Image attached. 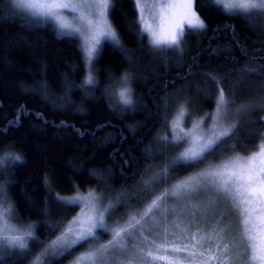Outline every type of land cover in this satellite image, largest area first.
Masks as SVG:
<instances>
[{"label":"trees","instance_id":"1","mask_svg":"<svg viewBox=\"0 0 264 264\" xmlns=\"http://www.w3.org/2000/svg\"><path fill=\"white\" fill-rule=\"evenodd\" d=\"M114 4L109 19L123 51L104 41L91 67L96 83L89 86L84 83L89 71L77 37L60 35L50 22L38 23L10 12L5 0H0V151L11 150L23 157L14 165L5 162L7 174H0V181H8L15 224L31 225L42 242L27 241L30 255L4 251L0 254L3 264H33L78 215L80 204L66 206L56 199L57 194L72 198L95 190L104 194V206L126 197L127 204H117L114 215L106 217L113 227L133 209L131 214L140 216L156 197L206 168L254 152L255 133L264 131V123L259 122L264 110H256V106L264 109V75L237 71L264 63L251 60L253 54L264 56V12L229 15L211 0H195L194 10L205 29L186 28L178 48L154 49L148 35L138 32L141 23H137L139 11L133 0H114ZM242 49H247L248 56ZM205 74L220 80L226 97L234 99L227 121L237 123L239 134L198 164L174 165L179 146L162 138L172 141L168 128L175 116L183 108L186 122L208 121L205 114L217 106V85ZM124 88L131 89L130 106L119 102ZM244 104L253 109L236 114ZM25 110L28 114H23ZM165 166L171 175L162 182L158 174ZM146 183L155 190L138 200ZM202 193L195 200H203ZM53 223L59 227L50 231ZM209 225L215 226L214 221L199 222L205 235ZM193 231L190 228L187 235ZM98 236L62 256L46 258L44 264H70L91 245L110 239L108 234ZM186 255L180 254L182 264H190Z\"/></svg>","mask_w":264,"mask_h":264},{"label":"snow or ice","instance_id":"2","mask_svg":"<svg viewBox=\"0 0 264 264\" xmlns=\"http://www.w3.org/2000/svg\"><path fill=\"white\" fill-rule=\"evenodd\" d=\"M211 2L229 15L264 12V0H227V2L211 0ZM133 4L139 7L140 0H133ZM194 5L195 0H178V2L173 0L166 4H158L156 7L159 11L154 14V18L158 19L157 27L153 28L145 23L138 28V32L148 35L149 42L154 49L172 48V46L178 48L184 35L185 22L193 30L205 29L204 22L194 10ZM28 7H35V5L29 4ZM80 7L99 10L93 13L97 17L96 22L93 23L92 20L87 22L88 31L93 34L89 42L81 47L85 65H92L94 58L98 55V45L101 39L110 41L113 45L121 47L123 51L119 36L107 19L109 8H115L114 0H78V4L73 0H53L48 6V11L40 14L41 19L54 23L60 35H71L72 32L82 35L81 29L73 28L71 24L65 22L59 12L61 9H69L77 14V19H83V16L79 14ZM142 19L143 17H140L137 23L139 24ZM242 54L248 56L247 49H242ZM251 60L264 61V56L257 57L253 54ZM237 71L247 75H264V63L245 65ZM205 75L217 85L219 93L216 99L217 115L222 116L225 121L229 120L230 105L234 103V99L226 97L224 89L219 87L220 80L211 74ZM84 83L94 86L96 81L89 74ZM228 87L231 92L232 85ZM119 96L123 105L132 104L131 89H122ZM250 109H253L251 104L241 105L236 109V114ZM256 110L264 109L256 106ZM181 113L183 114V108H181ZM23 114L28 113L25 110ZM37 117L43 119L42 115L37 114ZM205 118L210 120L213 117L206 113ZM18 120L19 115L17 120L11 123L15 125ZM259 122L264 123V117H260ZM202 123L203 120L195 124L190 132H183L181 129L183 135L174 134L172 141H168L167 137L162 138L174 146L189 145L186 151L181 153L178 161H174V165L198 164L209 154L222 149L228 138L239 134L237 123L220 124L218 121L217 128H214L210 135L207 137L197 135L196 129H199ZM175 127L177 126H173V131ZM255 135L258 142L254 152L249 151L247 156L236 155L230 163L224 164L220 170L209 174L215 177L212 189L219 197L218 200H210L209 207L215 211L222 205L223 210L219 211L215 218V226L207 227L206 235L204 234L205 229L199 227V221L196 219L198 213L201 218L205 215L199 209H194L187 214L186 218L191 217V219L186 227H181L180 223L173 221L172 229H170L166 210L161 207V203L168 197H177L180 193H187L190 198H195V194L205 189L203 182L198 183L196 187L192 186L190 180L175 185L172 191H165L152 200L139 214V219L131 216L124 225L117 220V227H112L106 222V214L111 218L117 204H127L126 197L118 199L116 204L109 203L106 207L98 209L97 205L104 199V194L96 193L95 190H90L87 196L77 195L73 198H65L57 194L56 199L66 206H78L83 203L88 210L73 220L60 236L48 243L44 252L33 260V264H44V260L49 256H62L71 252L77 245L98 240V233L109 234L112 239L106 244L90 247L88 251L77 257L74 264H155L156 261L181 264L180 257L169 255V253L181 252L187 253L184 259L189 260L190 264H264V131H259ZM6 161L14 165L21 163L23 157L11 150L0 151V174H7ZM170 175L169 168L165 166L158 177L160 181L167 182ZM7 183L8 181H0V222H5L6 218H11L10 214L14 213V205L6 191ZM154 190L152 185L146 183L136 198L139 200L142 195L152 193ZM233 216L236 217L235 222H225ZM58 227L59 225L55 223L49 225L50 231ZM31 228V225L15 226L12 235L2 234L3 230L0 229V254L4 251L20 250L21 254L30 255L31 249L27 241L42 243L34 236ZM190 228H195V231L189 237L187 233ZM149 235L154 238L150 240ZM157 239H161L162 243L158 244ZM149 245L154 246L156 252ZM161 252L163 254H160ZM0 264H3L2 260Z\"/></svg>","mask_w":264,"mask_h":264},{"label":"rangeland","instance_id":"3","mask_svg":"<svg viewBox=\"0 0 264 264\" xmlns=\"http://www.w3.org/2000/svg\"><path fill=\"white\" fill-rule=\"evenodd\" d=\"M52 2H53V0H5V5L7 6L8 11H10V12L19 13L22 16H25L27 18H31L32 21H37L38 23H44L45 21L41 19L40 14L47 12L48 6ZM73 2L78 4V0H73ZM169 2H173V0H140L139 7H137V8L139 11V18L143 17V19L140 20L141 27L145 23H147V24H150L153 28H156L157 24H158V19L154 18V14L158 13V11H159V9H158V7H156V5L166 4ZM177 2H178V0H177ZM225 2H227V0H225ZM29 4H34L35 7H28ZM98 11H99L98 9H94L91 7H89V8L80 7L79 8V14L83 16V19H77V14L72 13L69 9L59 10V12H60V14H61V16L65 22L71 24L73 26V28H80L81 29L82 35H78L75 32H72L71 35H68V36L77 37L79 39L81 47L85 46L89 42L90 37L93 34L92 32L88 31L87 22L89 20H92L93 23H95L97 20V17H95L93 15V13L98 12ZM107 19L111 23V21L109 19V10L107 12ZM47 22H50L55 27L54 23H52L51 21H47ZM186 28H190L189 25L187 24V22L184 23L183 32L185 31ZM55 29H56V27H55ZM104 41H107V40H105V39L100 40V44L98 45V51H99L100 47L102 46V44L104 43ZM108 42H110V41H108ZM172 47H175V46H172ZM162 48H164V47H162ZM91 67H92V65L87 66V70L89 71V74H91ZM118 98H119V102L121 103L120 96H118ZM211 115L213 117L212 119H210L208 121H203L200 128L196 129L197 135H203V136L207 137L208 135L211 134V132L214 128H217L218 121L220 124H226V123L230 124L228 121H225L222 116L217 115V106H216L215 110L211 113ZM199 122L200 121H196L194 118H192L190 122H186L185 113L183 112V114L180 113V114H177L175 116V118L173 119V123H172V125H170V129L168 128V130H169L170 135L173 138L174 134L175 135H183V133L181 132V129H183V132L192 131L193 126ZM173 126H177V127H175V131H173ZM188 146L189 145L179 146V150H178L179 155L177 156L176 160H178V158L180 157L182 152L186 151ZM234 157L235 156H231L230 158L226 159L225 161H223L221 163L212 165V166L206 168L203 173L199 174L196 177H192L189 179L191 181L193 187H196L198 185V183H200V182L204 183L205 189L200 191V192H203L202 194H204L203 200L197 201V200H195V198H190L187 193H180L177 197H171L168 200L166 199L167 201H165L164 203H161V207L166 210L165 214L167 215V218H168L167 223H168V227L170 229H172V222L173 221L180 223L181 227H186L189 223V220L191 219V217L186 218V216L188 213L192 212L194 209H199L200 212L205 213L203 218H201V216L198 213L196 219L199 222H208V223L213 224V221L215 219H213L212 217H214L217 212L223 210V206L221 205V207L215 211L209 207V201L210 200H218L219 199L217 194L212 189V184L215 182V177H212L209 174L214 172V171L220 170L224 164L230 163V161ZM189 180H187V181H189ZM87 194H88V192L83 193V194H79V195L87 196ZM195 196H196V194H195ZM106 206H107V204H106ZM106 206L102 205V200L99 201V203L97 205L98 209H102L103 207H106ZM87 210L88 209L85 207V205L83 203H81L79 213L73 220L80 217ZM133 210L127 214L126 219H124V221L120 222L121 225L126 224L129 217L135 216V215L131 214L133 212ZM157 216L159 218V213L157 214ZM10 217L11 218H6L5 222H0V229L3 230L2 234L12 235V234H14L13 229L15 228V226H18L13 221L12 214H10ZM106 217H107V214H106ZM136 218L139 219L140 216H136ZM72 221L67 225V227L72 223ZM235 221H236L235 216H233V218L229 220V222H235ZM106 222H107V220H106ZM161 222L163 223V221H161ZM254 223H258V222L254 221ZM67 227L64 229V231L67 229ZM113 227H117V224H115ZM146 227H147V225H146ZM177 231L179 232V230H177ZM109 238L112 239L111 235H109ZM129 243H131V241H129ZM103 244H106V243H103ZM95 246H99V244H94V245H91L90 247H95ZM151 247H153V246H151ZM86 251H88V250H85L83 253H81L77 257L81 256ZM153 251L156 252V249ZM181 253H179V254L175 253L174 255L177 257H180ZM160 254H163V253L161 252ZM54 257H56V256H49L48 258H54ZM77 257L75 259H73V261L70 264H74ZM119 258L123 259V257H119ZM44 262H46V259L44 260Z\"/></svg>","mask_w":264,"mask_h":264}]
</instances>
